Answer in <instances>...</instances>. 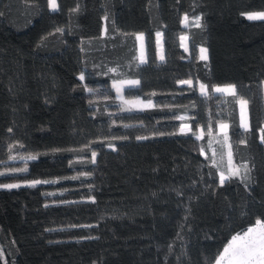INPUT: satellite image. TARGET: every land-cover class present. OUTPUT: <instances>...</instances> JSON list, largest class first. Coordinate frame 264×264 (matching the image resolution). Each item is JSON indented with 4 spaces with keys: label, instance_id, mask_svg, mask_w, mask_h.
I'll return each instance as SVG.
<instances>
[{
    "label": "trees",
    "instance_id": "16d2710c",
    "mask_svg": "<svg viewBox=\"0 0 264 264\" xmlns=\"http://www.w3.org/2000/svg\"><path fill=\"white\" fill-rule=\"evenodd\" d=\"M57 2L59 12H52L47 0H0V161L6 162L0 172L24 167L21 161L10 162L9 155L37 156L28 161L29 173L20 174L23 180L0 177V184L57 181L0 189V264H211L231 233L264 218V144L257 131L264 125V21L242 15L264 11V0ZM77 6L79 11L73 12ZM185 13L202 17L201 28L188 30L187 52L179 40ZM165 25L166 62H161L155 32ZM57 28H64V34ZM136 33L151 34V42L146 41L149 63L139 75L127 67L138 54L133 50ZM200 47L208 51L206 61L198 59ZM85 62L88 71L94 65L100 72L120 67L110 76L80 82ZM112 78L141 80V98L155 92L150 98L158 106L186 108L176 115L198 114L201 126L209 112L213 117L222 112L221 122L238 124L239 106L211 90L209 98L201 97L198 82L236 84L250 100L253 128L235 136L230 127L229 137L234 158L255 164L249 189L239 181L217 187L218 172L202 167L210 161L193 149V139L167 135L178 133L181 124L171 115L158 109L121 113L112 118L115 124L107 116H94L97 108L89 109L81 84L109 88ZM184 79L193 80L195 94L177 83ZM181 89L185 95L173 101L168 94ZM97 101L100 111L105 104L108 111H116L102 95ZM148 123L155 124L153 132L147 130ZM212 135L220 136L215 126ZM137 136L149 139L138 141ZM119 137L128 139H114ZM209 137L201 140L206 151ZM18 144L24 148L9 151V145ZM85 145L90 147L84 152L69 151ZM92 151L98 153L95 166H69ZM210 170L214 179L207 175ZM82 171L93 175L64 179ZM85 225L92 227H79Z\"/></svg>",
    "mask_w": 264,
    "mask_h": 264
},
{
    "label": "snow or ice",
    "instance_id": "6c2138e0",
    "mask_svg": "<svg viewBox=\"0 0 264 264\" xmlns=\"http://www.w3.org/2000/svg\"><path fill=\"white\" fill-rule=\"evenodd\" d=\"M47 6L52 12H59L60 5L58 4L57 0H47ZM73 12L79 11V6H77L76 9L72 10ZM242 15L246 16L249 21H264V11H253V12H246L242 13ZM105 21L109 19V17L106 15L103 18ZM201 19L202 17L199 15H193L189 16L187 13L184 14L183 20L181 21L185 28L188 27H195V28H201ZM191 21V24H190ZM167 30V26H163L162 30L155 32L156 37V44L159 46L160 49V56L159 59L161 62H166L165 60V52H164V44L166 42L165 40V31ZM56 32L60 33L61 35L64 34V28H57ZM108 33V27L105 26L104 29V35H107ZM71 34V32H69ZM124 36H128V34H122ZM132 39L134 41V48L133 50L137 52L138 54L133 55L131 57V60L128 62L127 67L133 68L135 70V73L137 75L141 74L143 71V66L147 65L149 63V58L146 55V41L148 43L151 42V34L148 35V37L145 36L144 33H136L132 34ZM189 36L187 34H182L179 36V40L181 41L180 47L185 50V52L188 51V46L185 41H188ZM139 42V48L137 49L135 47V42ZM83 43V41H82ZM84 49L81 48V51ZM200 56L198 57L199 60H207L208 57L206 55L207 49L201 47L199 49ZM184 59V57H181ZM120 66L118 65L117 68H109L107 71L100 72L97 71V69L100 68L99 65H94L92 71H88L87 63L85 62V68L79 73L78 80L80 82H84L86 79L92 80L96 76H110L111 73H117L118 68ZM111 78V77H110ZM180 85H186L188 86L187 91L195 94L196 88L193 86V80L192 79H186V80H179L177 81ZM199 95L204 98H209V90H211V93L219 94L220 96H227L231 97V102L233 105L239 106V122L238 124L233 120L231 125L229 123L221 122L219 117L223 115L222 112H217L216 116L213 117L212 113L209 112L208 120L207 122L201 126L200 122L197 118V115L188 116L185 115H176L177 111H183L187 112L186 108H176L174 105H168L165 104L163 106H158V104L153 103L152 99L150 97L157 96L158 94L153 92L150 94H144V98L141 99V94L143 93V89L141 86V80L139 79H118V78H112V83L110 86V89L106 86H97L95 88L89 87L87 84L82 83L81 87L82 90L86 93L92 94L93 96H96L97 94H101L103 96L104 101H110L112 107L116 108L115 112L108 111V104H105V110L100 111L97 107L98 101L97 99H89V109L91 110L93 107L97 108L95 115H99L101 117L107 116L109 120L112 121V124H115V120H113V117H120L121 113H128V114H138L144 111H149L153 109H158L165 115H171L172 118L181 121L180 127L177 132L173 133H167V135H177L180 134L182 136L188 137L189 139H193L194 141H201L205 139V135L208 136L212 135L214 126L218 128L219 133L223 136V141L227 143L230 140L229 137V128L231 127L232 134L235 136H239L241 134H247L252 131L253 125L250 122V116H249V104L250 100L244 96H242L238 90V86L236 84H225V85H209L203 82H199ZM261 86H264V81L261 82ZM110 90L115 91V97L112 98L108 95V92ZM127 96L134 95V99H127ZM164 95V94H159ZM168 95H171L173 101L176 100V98L183 97L185 95V89H181L177 93H170ZM118 102V103H117ZM227 102V101H225ZM192 108H196V104L193 102L191 105ZM166 110V111H165ZM231 114H229L230 116ZM190 120L191 123H185L184 121ZM160 121H157V124H159ZM112 125H109L111 128ZM124 128L133 127V125H122ZM143 127V124L140 125ZM207 129V132L205 131ZM12 130L9 129V132ZM257 131L259 132V142L261 144H264V125H260L257 128ZM160 135H165V133H160ZM114 139H122L126 140L128 137H119ZM136 139L138 141L140 140H147L149 137L147 136H137ZM217 144H220L221 149L224 147V144L220 142V140L216 141ZM241 144H246V140H241ZM90 145H85L84 148L76 150L71 149L69 151L73 152H84L86 149H88ZM107 147L109 149L115 150V145L113 143H108ZM208 148L212 150V155L210 157L206 156V160L210 161L207 165H202V167H210L211 169H216L219 175V184L217 187H223L226 184L230 185L234 181H239L240 183L244 184V187L246 190L249 189L251 180H250V173L254 170L255 164L249 162L248 160H236L234 158V153L232 151V145L228 143V152H227V162L226 167L221 170V163L223 162V157H221V161H217L216 156V150L212 149L211 141H209ZM23 144L18 145H9V151L12 152L15 150L17 153L19 149H23ZM199 153L201 155L205 154V147L200 146L199 147ZM97 155L98 153L96 151L91 152V157L86 158L85 156L81 155L76 160L69 161L70 167H75V165L79 164L82 166H87L89 164L95 166L97 163ZM9 159L12 161H21L24 163V167H14L11 168L8 171L0 172V177H10V178H18L23 180V177L20 176V174L23 173H29V168L27 166L28 161H35L37 159V156L35 155H28L23 156L19 154L15 155H9ZM6 162L0 161V167H5ZM93 175L92 171H82L76 176L72 177H65L64 179L69 180H80L81 177L88 178ZM207 175L209 178L214 179L215 174L210 170ZM247 181V183L245 182ZM83 183V181H81ZM48 183H57V181H41V180H32V181H23V183H9V184H0V189H19L21 187H36L40 184H48ZM206 187H212L211 184L205 185ZM67 191V190H65ZM89 191H92V186L89 185ZM46 196H56L60 195L62 196L63 193H46ZM88 201L95 203V197L89 196ZM85 201H62V203H81ZM50 205H45V207H49ZM69 227H78L76 225H70ZM79 227H92L91 225H85V226H79ZM178 237L182 239V236ZM171 247V245L169 246ZM3 255V252L0 251V256ZM211 264H264V218L257 217L254 220V223H249L247 227L241 228L238 231H234L230 234V238L227 239L226 243H223L222 250L219 251L214 258L212 259Z\"/></svg>",
    "mask_w": 264,
    "mask_h": 264
},
{
    "label": "rangeland",
    "instance_id": "374dc122",
    "mask_svg": "<svg viewBox=\"0 0 264 264\" xmlns=\"http://www.w3.org/2000/svg\"><path fill=\"white\" fill-rule=\"evenodd\" d=\"M184 16V15H183ZM182 20H183V17H182ZM190 24H191V21H190ZM182 26H183V31L180 33V35H182V34H187L188 36H189V34H188V30H189V28L190 27H188V28H185V26H184V24L182 23ZM189 40V39H188ZM184 43H186L187 44V46H188V41H185ZM206 55L208 56V51H207V53H206ZM225 85V84H224ZM110 86H111V84H110ZM262 88H263V95H264V86H262ZM109 89H110V87H109ZM108 95L110 96V97H112V98H114L115 97V91L114 90H110L109 92H108ZM101 97V94H97L96 96H93L92 94H89V93H87V98H88V100L89 99H99ZM127 99H134L135 97H126ZM141 99H143V98H141ZM185 123H191V121L190 120H186V121H184ZM154 127H155V124L154 123H148L147 125H146V128H147V130L149 131V132H153V130H154ZM217 140H220V142L222 143V144H224V147L221 149V147H220V144H217ZM209 141H211V145H212V149H215L216 150V153H217V156H216V159H217V161L219 162V161H221V157H223V162L221 163V170H223L225 167H226V162H227V157H226V155H224L225 153H226V148L228 147V143H229V141L227 142V143H225L224 141H223V137L222 136H214V135H211L210 137H209V139L207 140V145H208V143H209ZM200 146H202L201 145V141H194L193 140V149L194 150H196V151H199L198 149H199V147ZM222 153V154H221ZM12 155H15V154H12ZM212 155V150L209 148L207 151L205 150V154H204V156L206 157V156H208V157H210ZM90 157H91V155L90 156H88V157H86V158H89L90 159ZM97 157H98V155H97ZM96 160H97V158H96ZM10 162H18V161H10ZM14 168V167H13ZM8 170H10L9 168H4L3 170H1V172H4V171H8ZM12 183H23V181H13Z\"/></svg>",
    "mask_w": 264,
    "mask_h": 264
},
{
    "label": "crops",
    "instance_id": "0c3cea01",
    "mask_svg": "<svg viewBox=\"0 0 264 264\" xmlns=\"http://www.w3.org/2000/svg\"><path fill=\"white\" fill-rule=\"evenodd\" d=\"M188 46H189V40H188ZM138 48H139V42H138ZM201 48V47H200ZM204 48V47H203ZM201 54V53H200ZM159 56H160V49H159V46L157 45V57H158V60H160L159 59ZM184 80H186V79H184ZM198 85H199V82H198ZM198 90H199V86H198ZM154 103V102H153ZM225 123H227V122H225ZM147 125V124H146ZM218 133H219V130H218ZM229 134V133H228ZM220 136H222V134H219ZM223 137V136H222ZM229 143H230V140H229ZM231 144V143H230ZM228 147L226 148V153L224 154V155H226V157H227V152H228ZM198 153H199V151H197ZM222 154V153H221ZM204 156V155H203Z\"/></svg>",
    "mask_w": 264,
    "mask_h": 264
}]
</instances>
